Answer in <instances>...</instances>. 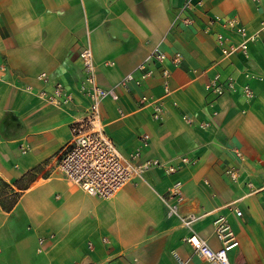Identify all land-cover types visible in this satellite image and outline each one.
I'll use <instances>...</instances> for the list:
<instances>
[{"label":"crops","instance_id":"obj_1","mask_svg":"<svg viewBox=\"0 0 264 264\" xmlns=\"http://www.w3.org/2000/svg\"><path fill=\"white\" fill-rule=\"evenodd\" d=\"M184 1L0 0V264H210L167 214L161 195L175 179L182 212L199 215L200 236L218 248L213 219L224 215L238 240L231 264H264V0H189L181 11ZM229 17L254 39L223 57L217 33L228 43L242 39L222 23ZM87 44L103 88L129 72L138 77L155 47L165 53L140 83L117 86L118 98L101 102L104 129L122 154L139 149L140 159L163 162L109 198L86 192L58 165L72 122L88 108L79 87ZM215 73L234 79L219 95L206 88ZM56 82L71 101L55 105L39 94ZM142 95L160 100V119Z\"/></svg>","mask_w":264,"mask_h":264},{"label":"built area","instance_id":"obj_2","mask_svg":"<svg viewBox=\"0 0 264 264\" xmlns=\"http://www.w3.org/2000/svg\"><path fill=\"white\" fill-rule=\"evenodd\" d=\"M189 8L190 2L185 0L181 6V11ZM184 19L190 21L191 17L185 15ZM213 20H220V17H216ZM222 23L242 36L241 41L234 44L228 43V38L222 33H217L216 40L220 46L222 56L225 57L236 49L245 51L247 41L254 39V34H247L245 26L235 17L225 18ZM179 55L180 53L176 52L173 60H178ZM79 56L84 70V77L79 87L81 93L88 99V108L81 119L72 122L71 139L62 150L58 165L67 179L86 192L109 198L127 181L135 177H142L145 171L154 166L163 165V162L158 158L140 159L139 149L128 155L122 154L116 142L104 129V123L101 118V102L106 96L114 99L118 98L117 86L124 87L130 80H134L137 84L140 83L152 73L149 63L161 64L165 58V53L155 47L148 57L137 65L136 68L140 71L138 77H135L133 72H129L119 80L116 86L109 88H103L96 83L93 52L90 45L83 46ZM160 70L164 76L169 73L165 66L160 65ZM233 83L234 79L231 76L221 81L219 73H215L207 81L206 88L219 95L224 92L225 88L232 87ZM243 93L247 98L253 96V91L247 84L243 86ZM39 94L55 105L66 104L72 100L71 92L66 90L61 82H56L51 91L40 90ZM141 101L152 103L154 118L160 119L162 117L163 109L159 99H149L147 96L142 95ZM182 117L188 122L193 120L191 114L188 113H183ZM203 125L205 123H199V126ZM147 136V134L142 135L143 143L146 142ZM236 153L241 156L239 151L236 150ZM181 159L184 162L189 161L186 156H182ZM165 169L171 173L176 170V167L172 164H167ZM226 172L233 179L238 177V171L235 167H228ZM248 184L253 190L255 189L250 182ZM161 197L167 209V214L176 216L180 223L187 228L188 232L183 237V240L196 253L204 257L210 264H231L228 251L238 244V240L224 215H219L213 219L214 233L221 242L218 248H213L193 227V223L198 219L199 215L192 212L184 213L181 210V204L184 201L181 180L175 179ZM235 213L240 215L241 210L235 209ZM40 242H43L42 238ZM178 259L179 263L184 262L180 257Z\"/></svg>","mask_w":264,"mask_h":264}]
</instances>
